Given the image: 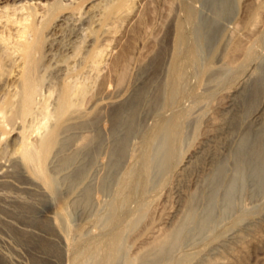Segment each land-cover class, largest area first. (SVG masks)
Masks as SVG:
<instances>
[{
	"label": "bare ground",
	"instance_id": "6f19581e",
	"mask_svg": "<svg viewBox=\"0 0 264 264\" xmlns=\"http://www.w3.org/2000/svg\"><path fill=\"white\" fill-rule=\"evenodd\" d=\"M68 1L50 2L41 20L30 6L32 19L13 47L16 58L7 52L10 42L5 47L0 43V71L15 74L10 80L15 92L0 105V146L4 126L18 125L12 153L5 158L8 154L4 157L0 151V228L21 245L35 246L33 264H231L238 249L257 236L253 226L264 221V202L257 203L264 196V5L245 0V13L238 19V0H200V9L195 0H178L183 14L171 20L168 66L161 57L153 59L138 77L133 74L130 87L118 84L113 94L102 89L92 106L82 110L78 99L85 87L77 77L88 67L86 61L99 59V53L92 55L88 48L86 61L74 64L76 68L55 61L61 88L53 109H48L49 99L39 102V109L38 89L52 67L42 63L43 57L51 61L62 51L71 58L74 50L77 35L65 40L63 28L72 25L78 34L90 28L103 35L128 15L131 0H94L84 12L76 10L87 0ZM116 64L121 66L118 82L125 81L126 64ZM5 85L0 82V89ZM200 86L206 101L218 97L219 86H229L223 92L222 100H227L217 103L218 117L208 114L212 132L185 157L188 130L196 122L191 114L197 105L192 107L203 96ZM36 112L45 113L39 116L49 121L39 122L43 130L34 136ZM150 118L154 122L149 123ZM133 144L139 149L133 150ZM163 181H171V192L176 189L177 207L158 220L143 222L146 226L136 235L152 205L158 207L151 196ZM247 198L256 203L246 207ZM101 205L106 206L98 219L102 228L84 224L79 229L76 222L102 211ZM7 238L0 235L4 243ZM3 249L0 245V264H28Z\"/></svg>",
	"mask_w": 264,
	"mask_h": 264
},
{
	"label": "rangeland",
	"instance_id": "374dc122",
	"mask_svg": "<svg viewBox=\"0 0 264 264\" xmlns=\"http://www.w3.org/2000/svg\"><path fill=\"white\" fill-rule=\"evenodd\" d=\"M191 1L193 2V0H191ZM257 1H258V3H257ZM257 1L255 2L256 4L264 5V0H260V1L257 0ZM50 2L52 4V3H55L56 0H32V1L31 0H23V1L22 0H19V1H16V0H0V43L2 46L5 47V46H7V42H10L8 44V46L9 47L12 46V49L8 48L7 49L8 51L7 50L6 51L7 52L12 51V53H15V54H13V57L18 56V52H14V50H13V47L15 46L14 44H16L17 41H20L24 38L22 36L21 32L24 28L25 23H29V21H31V19H32V14H31L32 9L30 8V6L37 9L38 18H39V20H41L43 18V16H42L43 13H45V11H48V7L50 5L49 4ZM57 2H58V0H57ZM68 2L70 3V2H72V0H69ZM89 2L93 3L94 0H87L85 2L84 1L79 2L80 4H78V5L80 6V9H78L76 11L84 12V10L87 9L86 6L88 5ZM127 4L129 5V6H127V7H129V9L127 8V12H128L127 14L128 15H125L126 17L119 19L116 22L112 23L109 26V28L110 27L111 28L107 29L109 31L108 32L106 31L105 34H103V35H101L99 30L90 29V28L84 30V32L82 34H78V31H76L72 25H71L72 28H71V26H66L63 28L62 35H64L63 37L65 40H67V41L73 40V36L77 35V37L74 38L75 41L72 42L74 45V48H73L74 50H73V53H71V55H72L71 58H66L64 52H62V51H59L55 55L54 59L51 61L48 60V58L50 59V56L49 57L48 56L43 57L42 63H46V64L51 63L50 66H52V67H48L47 70L44 72V75L46 77L47 82L44 83V85L42 86L43 88L41 87V89L40 88L38 89L39 91H38L37 95L40 97L39 98L37 96L38 108L43 105V102H44V104H46L47 99H49L50 103L47 102V106H50V107H48V109L49 110L53 109V107H54L53 104H55V100L58 97V94L60 91L59 89L61 88V84H60L61 82H59L60 79L57 78V76H56V70H55L56 66H53V64L55 65V61L56 60L58 61V59H59L62 62H64L65 64L70 63L71 65L72 64L74 65L77 63L76 65L79 66L80 64H82V62L84 63L86 61V58H84V57L87 55L86 50L88 48H90V54H92V55H97L99 53V56H98L99 59H97V61H99V60L100 61L97 62L95 60L94 61L95 66H94L92 61L90 63L86 61L83 65L84 66L88 65V67H86V69L83 70V72L81 73L82 75H78V77H77V81L82 83V87H85V88H83L84 92H85V93L83 92L84 96L82 94L79 96V99H78L79 100L78 104L82 110H88L92 106L93 100L99 95L100 92L104 91L102 89H105V93L107 92V94H113V93H115V91L118 90L119 85L121 87H130L131 86L130 82H132L134 80V78H136L140 75V69H142V67H144L145 65H148L149 63H151V61L153 59H156V62H157L159 57H161V60H163V63L166 61L165 65L168 66L169 62H167V61L169 60V57H170L169 55H170L172 47H173V45H172L173 40L172 39H173V35H174V28H173L174 26H173L171 20L174 16H176V14L180 15L182 13V6H181L182 3L180 4L178 0H131V1H128ZM193 4H194V6H195V4H197L195 7H198V9H200V7L202 8V5H201L202 3H200V0H199V2H197V0H195V3H193ZM139 10H140L141 14L138 16L137 13L139 12ZM237 12H239V13H237L238 14L237 18L240 19L243 16V14L245 13V0L244 1L238 0ZM9 18L12 19V21H10ZM50 28H48V30H46V33L49 32ZM4 39H6V40H4ZM47 43L48 42H46V44H45L46 46H47ZM164 47L166 49L165 53L164 52L161 53L162 48H164ZM53 52L54 51H52V53ZM16 57H14V58H16ZM84 59H85V61H84ZM18 61H20V58L17 60V62ZM116 63H120V64H124V65L126 64L125 66H127L126 68L128 70L129 75H127V77H126L127 80L125 78L124 79L125 81H122L124 83L118 82L119 79L117 76H119L121 66L117 65ZM160 63H161V61L158 62V64H160ZM76 65H74V68H76ZM118 66H120V67H118ZM117 68H119L118 71H117ZM2 72L4 74H2ZM2 72L0 73V80H1L0 82L3 84L5 83L6 85L3 87V89L2 88L0 89V105L3 104V101L6 100V98L11 94V92L12 93L15 92L14 86L11 83L14 80L13 78H14L15 74L14 73L10 74L7 71H6L7 74L5 73V71H2ZM162 73L163 74L165 73L164 70H162ZM133 74L136 77H134ZM239 75L242 76L243 73L241 72ZM51 76H53V77H51ZM48 77L51 79V81ZM193 77L194 76H192L190 78L191 85H194L197 83L196 78L194 80ZM11 78L13 80H11ZM10 80H11V82H10ZM191 80L192 81L194 80V82H192ZM3 81H5V82H3ZM48 81H49V83H48ZM101 84H102V86H101ZM121 84H124V86H122ZM127 84H128V86H126ZM214 84L216 85L217 83H214ZM117 85H118V88H117ZM48 86L51 87V88L49 87V90H48ZM107 86H109V87H107ZM113 87H115L116 89H114ZM228 87L224 88L222 86H219L217 88V91L219 92V94H217L218 97L216 98L214 95L212 98L209 97L208 101H206L207 95H205L206 91L204 89V86H200L197 88V90H200L201 93H203L202 98L204 97L205 99L203 98V100H201L202 99L201 98L200 99L201 102H199L200 101L199 100L196 103L194 102L195 103V104L193 103L194 105L192 104L193 105L192 109L196 105H197V107L194 108L192 111L191 120L195 119V121H196L195 123H197L199 121L198 122L199 124L196 125L194 123V125L190 129L188 128L189 129L188 133L189 132L190 133L188 134L189 138L187 137V140H186L187 142L185 141V143H184L185 146H184L183 150L185 152L182 150V152H183L182 154H184L185 157L191 155L194 152L195 148L197 147V144L199 142H201L204 137H206L207 133L210 134L212 132V127H213L212 123L207 121L208 120L207 118L209 117L208 114L216 116L217 113L221 110L220 105H218L217 103L221 104V102L223 101L222 102V104H223L227 100V99L226 100H222V99L225 97V94H223V92H225L228 89ZM112 89H114V90H112ZM200 91H199V93H200ZM86 92H87V94H86ZM5 93H7V95ZM201 93H200V95H201ZM41 94H43L44 96ZM51 94H53L52 95L53 97L51 96ZM48 95H50V96H48ZM85 95H86V97H85ZM220 95L221 96L223 95V96L220 97ZM13 98L15 99L16 97H13ZM80 98H81V101H80ZM210 101L212 103H214V105ZM39 102L40 103L42 102L41 103L42 105ZM51 105H52V107H51ZM205 106L207 107V109L205 108ZM216 106L218 108H216ZM210 108H211V110H210ZM208 109L210 111H208ZM217 109H218V111H216ZM205 111H206V113H205ZM215 112H216V114H215ZM40 113L41 112H39V113L36 112V116L34 115V119L36 118V120H34V127H37V128H34L35 132H36V133L33 132L34 136L35 135L37 136V134L39 133L38 132L39 130H43L42 129L43 125L40 123H43L44 120H45V122L49 121L46 117H40L39 116V115L44 116L45 113H43V114L42 113L40 114ZM196 117H197V120H196ZM216 117H218V115ZM153 120L154 119L150 118L149 123H152ZM38 123H39V125H38ZM200 124H201V126H200ZM195 125L198 128H196ZM17 126L18 125H15L13 123H7V125L4 126L5 128H3L6 130L8 129V131L5 130V132L3 133L4 138L2 139L3 142L1 141V146H0V151H2L3 156L4 155L6 156L8 154L6 157L4 156L5 158L9 157V155L12 153V148H13L12 147L13 144H11L12 143V137H13V135H16L15 129L17 128ZM209 129H211V130H209ZM194 130L196 133L193 132ZM3 131L4 130H2V128H0V134H2ZM6 132H8L9 134L8 133L6 134ZM192 135H194V136H192ZM195 136H198V137H195ZM138 140H139L138 138L134 139L135 144H139V143H137ZM188 140H189V142H188ZM197 140H199V141H197ZM189 143H191V144H189ZM187 145L191 149L186 147ZM135 146L136 145L133 144V150L135 149ZM136 147H137V149H139L138 145ZM9 149H11V150H9ZM137 149H136V153H138V151H139ZM135 159L136 158H133L132 162H134ZM130 164H131V162L127 163V165H130ZM163 183H164V185H163ZM163 183H161L159 185L160 187L157 188L158 190L156 189L152 193L153 196H151L152 198L155 197V200L152 203L155 204L156 207L158 206L159 208L157 207L156 208L157 210H156V209H154L155 206L152 205L153 206V207H151L152 213H150V216L153 213L155 215L153 214L154 216H151V217L149 216V218H148L149 220L146 218L145 220H143L141 222V224L139 226L141 228L138 229V231L135 233L136 235H138V232H141L142 229H144L147 222L149 223V221L151 222V220H153V217L154 218L156 217L155 219L158 220L159 218L164 216L165 213H170L171 210L173 211L177 207V206H175L177 204V202H176L177 197H176V192H175L176 189L174 192H173V190H174L173 189L172 190L173 193H172L171 189H170L171 181H168V182L163 181ZM190 186H191L190 188L187 186H184V188L185 189L189 188L188 190H192L194 187L192 185H190ZM160 188L164 189V190H161ZM161 192H163V193H161ZM174 194H175V196H174ZM172 195L174 196V198ZM169 196H170V198H169ZM106 197L104 198L105 199L104 203L109 200V198H108L109 196H106ZM174 199H175V201H174ZM156 200H157V202H159L158 204L156 203ZM246 200L249 204L246 202ZM166 201H168V202H166ZM260 202L261 203L264 202V196H263V198L260 199V201H257V203H260ZM172 203H174V204H172ZM255 203L256 202H253V200H250L249 198L245 199V201H244V205L248 208L253 206ZM101 207L102 208H100V209L102 211L96 212V214H93V216H91V218H88L87 220L86 219H81V220L79 219L80 221H82V222L78 221L80 223L76 222L79 229H84V226H83L84 224H85V228H86V226H92V225L94 226L95 224L98 227L101 226L102 221H98V219L103 218L102 215L106 211V208H105L106 206L104 207V205L103 206L101 205ZM170 207H171V210H169ZM163 209H164V211H163ZM153 210H154V212H153ZM158 210H159V212L161 211L163 213H161V212L159 213ZM260 211H261V209L254 210V211L248 213L247 215H245L244 219L249 218L252 215L258 214ZM100 215H101V217H100ZM160 215H161V217H160ZM92 217H95V219ZM96 219H97V221H96ZM228 221H230V220H228ZM98 222L100 223V225L98 224ZM143 222L146 223L145 226H144ZM61 224L64 225L63 222H61ZM88 224H90V225H88ZM80 226H82L83 228ZM101 228H102V226H101ZM253 228L257 232V236L255 238H252V239L249 238L251 240H249V243H246L245 248H244L245 250L244 249H238V251H239V252L237 251L238 257L236 256V257H233V259H230L231 264H264V221L262 223L258 224L257 226H253ZM0 230H1L0 235H2V236L5 235L6 238L8 237L7 238L8 240L6 241V243L0 241V245L4 248L3 250L12 259L15 258L14 256H16L15 259L21 257L20 259L21 260L23 259L24 262H27L28 264H33L34 258H32V257L36 253L35 246L33 244H31V245L30 244H22L21 245V243L17 240L15 235L12 234L10 231H9L10 233L7 232L5 229H4L5 231H2V227L0 228ZM135 234L133 235L134 238L136 236ZM10 237L11 238L15 237V238L10 240L11 239ZM14 240H17V242ZM12 241L15 244H13ZM15 245H17V247ZM15 247H16L17 251H16ZM235 258H237V259L234 260Z\"/></svg>",
	"mask_w": 264,
	"mask_h": 264
}]
</instances>
